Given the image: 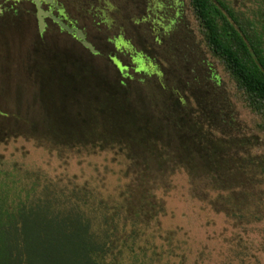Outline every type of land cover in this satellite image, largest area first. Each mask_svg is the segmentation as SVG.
Segmentation results:
<instances>
[{"label": "rangeland", "instance_id": "1", "mask_svg": "<svg viewBox=\"0 0 264 264\" xmlns=\"http://www.w3.org/2000/svg\"><path fill=\"white\" fill-rule=\"evenodd\" d=\"M0 3V183L99 193L139 232L142 264H264V115L188 0H60L99 54L40 37L29 0Z\"/></svg>", "mask_w": 264, "mask_h": 264}, {"label": "trees", "instance_id": "2", "mask_svg": "<svg viewBox=\"0 0 264 264\" xmlns=\"http://www.w3.org/2000/svg\"><path fill=\"white\" fill-rule=\"evenodd\" d=\"M190 4L206 46L247 107L264 115V0L245 10L227 0ZM8 176L0 183V264H142L139 232L99 193L32 173Z\"/></svg>", "mask_w": 264, "mask_h": 264}, {"label": "flooded vegetation", "instance_id": "3", "mask_svg": "<svg viewBox=\"0 0 264 264\" xmlns=\"http://www.w3.org/2000/svg\"><path fill=\"white\" fill-rule=\"evenodd\" d=\"M35 7L36 9V13H37V8H36V5L35 3L32 1V0H29ZM42 2V8L49 13L48 16L45 17V22H46V26H45V30L41 33L40 31V28H39V24H38V19H37V24H38V30H39V34H40V37H43L45 35V33L49 30V29H52L51 27L57 29L59 31V33H65L66 35H68L69 37L73 38L74 40L78 41L80 43V45L86 49L87 51H89L91 54H93L88 48H86L84 45H83V42L82 40H79L77 39L75 33L71 34L69 33L66 29H62L60 24L55 21L53 19V16L55 17H58L61 19V21L63 23H65L66 25H68L70 28L74 29V28H77V29H80L84 32L85 36H86V40L89 41L88 39V36L86 34V32L84 31V29L80 28L77 24L76 21H73V20H69L67 19L61 12V4L59 3L60 0H41ZM189 3H190V0H188ZM16 2V1H15ZM172 3L173 5L177 8V7H180L182 4H183V0H172ZM3 12H4V7H3ZM36 18H37V15H36ZM90 42V41H89ZM118 44H120L119 42H117ZM118 44H116V48H119ZM99 54V53H98ZM142 58V56H141ZM113 60V57L111 58ZM134 59V58H133ZM116 59H114V64L119 66L120 65V62H118V64L116 63L115 61Z\"/></svg>", "mask_w": 264, "mask_h": 264}, {"label": "water", "instance_id": "4", "mask_svg": "<svg viewBox=\"0 0 264 264\" xmlns=\"http://www.w3.org/2000/svg\"><path fill=\"white\" fill-rule=\"evenodd\" d=\"M13 1L19 2L22 0H13ZM32 1L35 3L36 8H37L36 15H37V19H38L39 28H40V31L42 33L45 30V26H46L45 17L48 16L49 13L46 12L42 8V3H41L42 1L41 0H32ZM2 13H3V5L0 3V14H2ZM53 19L60 24L62 29H66L71 34L75 33L77 39L82 40L83 45L86 48H88L93 54L99 53V51L95 48V46L91 42L86 40V36L82 30L77 29V28H74V29L70 28L68 25L63 23L61 21V19L58 17L53 16ZM123 72H124V70H123Z\"/></svg>", "mask_w": 264, "mask_h": 264}]
</instances>
